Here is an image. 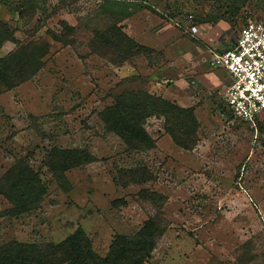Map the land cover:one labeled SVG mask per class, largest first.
I'll return each mask as SVG.
<instances>
[{
  "label": "rangeland",
  "instance_id": "rangeland-1",
  "mask_svg": "<svg viewBox=\"0 0 264 264\" xmlns=\"http://www.w3.org/2000/svg\"><path fill=\"white\" fill-rule=\"evenodd\" d=\"M254 20L264 0H0V59L41 48L33 75L0 91V178L22 160L46 188L18 216L0 195V244L59 243L81 228L104 257L152 220L161 234L145 264H264V114L234 119L212 66ZM115 29L147 51L93 41ZM124 91L192 109L195 145L177 146L152 116L153 148L128 150L99 118ZM55 150L92 162L61 171Z\"/></svg>",
  "mask_w": 264,
  "mask_h": 264
},
{
  "label": "trees",
  "instance_id": "trees-1",
  "mask_svg": "<svg viewBox=\"0 0 264 264\" xmlns=\"http://www.w3.org/2000/svg\"><path fill=\"white\" fill-rule=\"evenodd\" d=\"M110 33L109 30L96 34L93 41L109 48L115 46L137 52L147 51L121 30H116L117 35ZM6 34V38H10L7 31ZM40 50V47L34 46L22 57L0 59V91L12 89L33 75L31 67L39 64ZM152 116L164 118L165 132L177 146L188 150L195 145L198 123L193 110L181 109L145 91H124L115 97L112 105L99 113L106 131L118 136L132 151L153 148V140L143 129L145 121ZM52 157L53 161L60 160L62 163L61 171L92 162L84 150H55L49 155L50 159ZM45 193V185L25 161H18L0 178V195L11 205L10 215L18 216L37 208ZM159 234L160 226L149 220L133 236L114 237L108 253L100 257L94 253L91 241L83 230L78 228L59 243H1L0 264H145L151 257Z\"/></svg>",
  "mask_w": 264,
  "mask_h": 264
},
{
  "label": "built area",
  "instance_id": "built-area-1",
  "mask_svg": "<svg viewBox=\"0 0 264 264\" xmlns=\"http://www.w3.org/2000/svg\"><path fill=\"white\" fill-rule=\"evenodd\" d=\"M190 32L196 34V27L192 26ZM212 66L224 70L227 75L224 102L228 111L234 119L253 124L264 114V104L252 97L253 90L264 86V22H246L233 46L214 56ZM258 94L264 97V92Z\"/></svg>",
  "mask_w": 264,
  "mask_h": 264
},
{
  "label": "clouds",
  "instance_id": "clouds-1",
  "mask_svg": "<svg viewBox=\"0 0 264 264\" xmlns=\"http://www.w3.org/2000/svg\"><path fill=\"white\" fill-rule=\"evenodd\" d=\"M247 90V89H246ZM259 92H264V86H261L255 90L252 91V97H255L257 100H260L262 104H264V97L260 96L258 93ZM249 100V103L252 108L255 107L254 104H251V97L247 98Z\"/></svg>",
  "mask_w": 264,
  "mask_h": 264
},
{
  "label": "crops",
  "instance_id": "crops-1",
  "mask_svg": "<svg viewBox=\"0 0 264 264\" xmlns=\"http://www.w3.org/2000/svg\"><path fill=\"white\" fill-rule=\"evenodd\" d=\"M197 33H198V31H197ZM197 33H196V34H197ZM234 41H235V39H234ZM233 44H234V42H233ZM233 44H232V46H233Z\"/></svg>",
  "mask_w": 264,
  "mask_h": 264
}]
</instances>
